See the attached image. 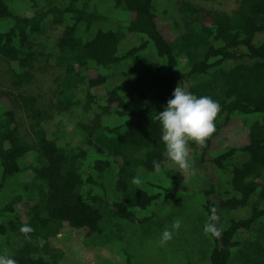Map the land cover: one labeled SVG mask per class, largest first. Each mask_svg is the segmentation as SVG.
Masks as SVG:
<instances>
[{"label": "trees", "instance_id": "trees-1", "mask_svg": "<svg viewBox=\"0 0 264 264\" xmlns=\"http://www.w3.org/2000/svg\"><path fill=\"white\" fill-rule=\"evenodd\" d=\"M29 2L32 11L24 15L14 0H0L7 81L0 86V215L8 217L0 233L18 237L10 252L17 264H61L63 251L50 240L64 226L84 237L99 233L104 207L119 221L144 222L191 184L164 156L154 119L178 83L221 106L206 146L189 145L192 160L207 161L215 175L203 189V210L208 220L216 208L223 232L219 239L208 235V264H227L231 249L244 244L253 248L245 250L253 264H263V245L243 240L264 217V36L256 41L264 32V0H238L229 12L184 2L186 16L172 40L158 27L154 0H110L130 15L123 28L136 39L124 49L98 0ZM45 22L63 26L47 52L34 41ZM127 60L132 73L109 83ZM18 113L29 119L28 129H21ZM57 115L74 121L80 143L71 145L46 124ZM231 127L242 132L239 142L228 134ZM26 171L32 178L19 187ZM23 198L31 201L24 219H13ZM24 224L34 228L30 239L19 231Z\"/></svg>", "mask_w": 264, "mask_h": 264}, {"label": "rangeland", "instance_id": "rangeland-1", "mask_svg": "<svg viewBox=\"0 0 264 264\" xmlns=\"http://www.w3.org/2000/svg\"><path fill=\"white\" fill-rule=\"evenodd\" d=\"M184 2L193 5L202 6L210 9H218L231 11L237 4L238 0H154L155 12L157 13V24L161 33L172 40L175 26L183 21L186 16L182 12L181 7ZM98 9L110 17V24L113 25L121 40V48H125L131 41H135L136 36L126 35L123 26L126 24L128 15L122 7H112L110 0H98ZM14 8L16 12L29 15L32 11L29 0H14ZM108 23H105L107 26ZM62 24H54L45 22L42 30L35 42L40 44L45 52L52 49L56 39L62 30ZM264 36V32L256 36V41ZM126 38L129 42L125 44ZM123 40V41H122ZM150 57V54H147ZM133 61L127 60L119 64L114 69V73L109 78V83L117 85L126 75L132 73ZM6 65L0 59V86L5 87ZM187 90V84H185ZM17 119L21 123V129H28L29 119L24 113H18ZM57 122V123H56ZM72 119H68L63 115L54 116L53 120L46 122L48 126L57 127V133L61 138L68 139L71 145L80 143L81 136L73 123ZM58 124L57 126L55 125ZM240 125L238 122L235 126ZM242 132L228 130V134L239 142V136ZM219 143V142H218ZM217 143V144H218ZM209 163L199 162L197 157L193 159V170L186 171L188 180L191 182L185 189L178 193V198L172 202L155 208L154 216L144 222L139 221H119L110 212L109 208L102 209V231L92 233L88 237H84V233L80 231H72L68 226H64L63 230L50 240L51 245L58 247L63 251L61 264H208V252L210 249L211 239L204 234L203 227L207 221L203 205L206 196L203 189L208 188L209 183L213 181L215 175L207 168ZM109 169V168H108ZM152 174L147 179L152 180ZM32 178V173L26 171L18 175L16 184L19 187L24 183L23 180ZM108 192L113 184L112 174L105 176ZM16 188V187H15ZM6 195L9 190L5 189ZM212 199L216 201L215 195ZM7 198H5V201ZM31 204L30 199L23 198L15 205L18 216L13 215V219L22 216ZM263 207V206H262ZM143 213V212H142ZM238 213V212H236ZM145 214V213H144ZM234 213H232L233 215ZM140 214L138 216H142ZM182 221L178 232H175L173 239L166 245L160 246L159 240L162 232L166 227L170 228L174 220ZM8 217L0 215V223L5 224ZM255 231L247 233L246 241H253L254 246L263 245L264 251V217L257 223ZM257 229V230H256ZM10 237V232L6 234L0 233V251L7 248L9 252L14 251L18 242V237ZM194 246V247H190ZM244 244L241 247H233L230 251L227 264H253L250 253L245 250L252 251V247ZM190 247V248H189ZM246 248V249H245ZM246 253V256L244 254ZM258 259V257H255ZM264 264V254H263Z\"/></svg>", "mask_w": 264, "mask_h": 264}, {"label": "clouds", "instance_id": "clouds-1", "mask_svg": "<svg viewBox=\"0 0 264 264\" xmlns=\"http://www.w3.org/2000/svg\"><path fill=\"white\" fill-rule=\"evenodd\" d=\"M220 111L221 106L218 101L210 96L198 97L178 83L172 92V98L167 100L164 110L157 112L154 117L162 128L160 139L165 146L164 156L182 170H193L189 145L195 142L201 148L206 146L208 139L216 131L213 121ZM153 166L157 172L160 171L159 162L153 161ZM133 183L140 185L141 181L138 177H134ZM181 223L182 221L178 218L173 221L170 228H165L159 240L160 246L166 245L173 239ZM19 231L25 239H30L34 228L24 224ZM203 231L205 235H211L217 239L222 236L223 229L219 226V216L215 207L210 210ZM0 264H17L7 248L0 251Z\"/></svg>", "mask_w": 264, "mask_h": 264}]
</instances>
